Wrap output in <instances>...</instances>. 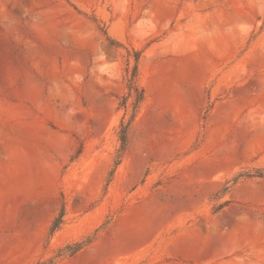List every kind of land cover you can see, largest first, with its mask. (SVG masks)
<instances>
[{
	"label": "rangeland",
	"instance_id": "obj_1",
	"mask_svg": "<svg viewBox=\"0 0 264 264\" xmlns=\"http://www.w3.org/2000/svg\"><path fill=\"white\" fill-rule=\"evenodd\" d=\"M73 242L264 264V0H0V264Z\"/></svg>",
	"mask_w": 264,
	"mask_h": 264
},
{
	"label": "trees",
	"instance_id": "obj_2",
	"mask_svg": "<svg viewBox=\"0 0 264 264\" xmlns=\"http://www.w3.org/2000/svg\"><path fill=\"white\" fill-rule=\"evenodd\" d=\"M105 35L108 41H110L112 45L116 47H121V44L119 42L113 40L107 34ZM133 54H134L133 59L135 63H134V66L131 72V86H132L131 89L135 91L137 97H136V101L134 104V110H133V113L130 119L127 122L123 121L121 123L120 141L122 143V147L120 151L121 155L118 157L119 161L124 157L126 153L127 146H128V131L137 116V113L140 109L141 104L144 101V96H145L143 88L140 87L138 84V77H139V65L138 64H139V60L141 57V52L135 51L133 52ZM64 217H65V206L63 205L61 208V211L59 212V214L53 221V224L51 227L52 235L61 229V227L64 224ZM86 246L87 244L85 242L69 243L63 247L58 248L54 252L53 256H51L50 258L41 259L35 262L34 264H62L65 260L70 259L76 254H78L79 252L83 251L86 248Z\"/></svg>",
	"mask_w": 264,
	"mask_h": 264
}]
</instances>
